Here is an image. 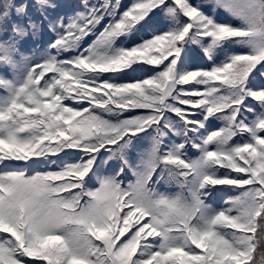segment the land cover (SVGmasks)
Returning a JSON list of instances; mask_svg holds the SVG:
<instances>
[{"label": "snow or ice", "instance_id": "obj_1", "mask_svg": "<svg viewBox=\"0 0 264 264\" xmlns=\"http://www.w3.org/2000/svg\"><path fill=\"white\" fill-rule=\"evenodd\" d=\"M0 264H264V0H0Z\"/></svg>", "mask_w": 264, "mask_h": 264}, {"label": "trees", "instance_id": "obj_2", "mask_svg": "<svg viewBox=\"0 0 264 264\" xmlns=\"http://www.w3.org/2000/svg\"><path fill=\"white\" fill-rule=\"evenodd\" d=\"M62 2L78 3L79 0H62ZM218 17L221 18V19H224V20L231 19V18L227 17V14L224 13L223 11H220L218 13ZM232 22H235V21L233 20ZM44 39L45 40L50 39V35L45 33ZM249 104H254V102L250 100ZM249 119H251V115L250 114H249ZM127 178H130V174H129V176ZM220 202H221V194L220 193H213L211 199L209 200V203H211L213 205H216V204H219ZM28 259H30V258H28ZM256 259L257 260L259 259V255L256 256Z\"/></svg>", "mask_w": 264, "mask_h": 264}]
</instances>
